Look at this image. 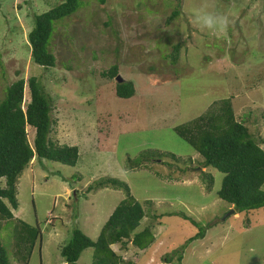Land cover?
<instances>
[{
  "label": "rangeland",
  "instance_id": "obj_1",
  "mask_svg": "<svg viewBox=\"0 0 264 264\" xmlns=\"http://www.w3.org/2000/svg\"><path fill=\"white\" fill-rule=\"evenodd\" d=\"M61 1L0 0V101L12 82L39 77L54 107L51 140L80 153L75 166L32 158L16 184L18 207L4 199L13 218L0 220V239L11 264H25L16 254L19 220L42 230L28 264H68L61 247L75 228L97 239L126 195L98 185L106 179L129 186L147 213L140 229L155 234L144 250L112 245L125 264H264V208L237 213L220 199L223 173L203 167L174 130L230 98L237 120L264 148V0H83L54 23L56 65L43 68L32 60L28 34L35 13ZM198 10L227 24L203 28L193 16ZM114 64L135 83L133 97H118L116 77L103 76ZM29 100L27 89L24 107ZM34 131L27 125L30 142ZM138 156L147 160L129 168ZM183 214L209 226L203 238L187 243L197 229ZM93 253L85 249L77 264H92Z\"/></svg>",
  "mask_w": 264,
  "mask_h": 264
},
{
  "label": "trees",
  "instance_id": "obj_2",
  "mask_svg": "<svg viewBox=\"0 0 264 264\" xmlns=\"http://www.w3.org/2000/svg\"><path fill=\"white\" fill-rule=\"evenodd\" d=\"M82 1L62 0L41 14L35 13L34 26L28 34L34 63L43 68L55 67L56 56L50 50L54 23L74 14L81 7ZM104 1L100 0L101 3ZM178 14L179 9H176L172 16ZM178 47L176 45L175 49ZM175 55H172L173 58ZM118 74L119 66L116 64L103 72V76L109 78ZM27 89L30 100L24 107ZM115 94L125 99L133 97L136 94L135 83L132 80L116 83ZM53 112L52 98L39 77L31 76L26 80L21 78L6 88L5 96L0 101V179L5 178L6 181V186L0 187V220L13 218L12 210L4 199H8L13 208L18 207L16 184L32 158L69 166H75L79 160L77 146L59 145L51 140L50 134L56 122ZM27 125L35 129L31 142L28 139ZM174 130L203 158V167L211 166L223 173L221 188L217 192L220 199L233 205L237 213L264 208L263 139L253 136L249 127L243 121L237 120L230 98L220 99L205 113L185 124L175 126ZM148 151L150 150H146ZM146 152L142 154L148 158L149 154ZM155 155L159 158L165 156L161 151H157ZM171 157L175 156L171 154ZM142 159L143 156L129 159L128 167H137L147 160ZM204 176L210 178V188L213 176L209 173ZM106 183L123 188L126 195L105 221L97 239H92L79 228L73 230L69 242L61 247V254L68 264H77L81 253L89 247L94 248L92 264H125L112 245L126 246L131 242L135 247L144 250L155 242L151 226L140 229L147 213L143 204L131 194L129 186L118 179H106L98 185ZM183 217L190 220L197 229L187 243L205 236L208 225L202 226L185 214ZM16 230V254L22 255L25 264H28L36 244L39 243L41 248L42 230L39 225L33 226L24 220H19ZM178 260L181 261L182 256H178ZM0 264H11L1 239Z\"/></svg>",
  "mask_w": 264,
  "mask_h": 264
},
{
  "label": "clouds",
  "instance_id": "obj_3",
  "mask_svg": "<svg viewBox=\"0 0 264 264\" xmlns=\"http://www.w3.org/2000/svg\"><path fill=\"white\" fill-rule=\"evenodd\" d=\"M195 22L203 28L213 29L217 25H226V17L206 12V11H196L193 13Z\"/></svg>",
  "mask_w": 264,
  "mask_h": 264
},
{
  "label": "water",
  "instance_id": "obj_4",
  "mask_svg": "<svg viewBox=\"0 0 264 264\" xmlns=\"http://www.w3.org/2000/svg\"><path fill=\"white\" fill-rule=\"evenodd\" d=\"M116 80H117V82L118 83H122L124 80H123V78L120 76V74H118L117 76H116ZM232 212V211H231Z\"/></svg>",
  "mask_w": 264,
  "mask_h": 264
}]
</instances>
